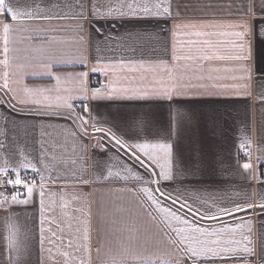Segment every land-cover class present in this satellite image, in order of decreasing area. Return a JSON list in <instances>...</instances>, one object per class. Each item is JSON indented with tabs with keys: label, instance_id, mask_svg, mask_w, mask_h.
I'll return each mask as SVG.
<instances>
[{
	"label": "crops",
	"instance_id": "obj_1",
	"mask_svg": "<svg viewBox=\"0 0 264 264\" xmlns=\"http://www.w3.org/2000/svg\"><path fill=\"white\" fill-rule=\"evenodd\" d=\"M50 2L57 5L56 8L50 9L53 14L63 13L71 16L73 12L79 11L78 8L71 7L77 0H50ZM95 2L115 5L121 0H95ZM179 2L192 5L187 11L181 9L184 18L179 21L169 20L165 23L161 19L157 23L154 18L143 16H114L106 20H93L91 23L85 21L82 32L78 28L79 22L72 19L35 21L24 25L27 31H18L14 36L16 51L10 55H14L16 63L24 67L19 70L15 68L10 70V87L15 89L16 93L25 86L49 89V91L42 96L34 97L41 101L40 104H34L31 102L33 98L20 95L16 100H12L10 97L15 93L10 92L6 95L3 90H0V98L7 101L0 104V143L5 145L3 149H0V165H3L4 160L7 159L9 165L15 167L21 160L20 153L23 152L27 160L35 164L39 171L21 168L20 172L34 173L37 183L40 182L41 174L46 180L49 175L53 179L62 177L55 183L51 181L46 183L45 187L51 190V195H46L45 204L54 209V218L58 222L63 219L59 206L61 195L68 202L67 211L70 216L75 215L83 219L80 213L74 212L77 208L83 209L89 214L88 219L92 227L98 230V235L96 232L92 234L94 241L103 243L111 239L112 227L119 226L121 221L129 219L130 213L132 216H139L137 223L143 224L142 213L139 212L133 198L119 190L125 188L135 190L145 185L131 182V177L127 183L115 175L109 181L97 179L101 174L107 175L109 167H112L114 173L119 171L121 176L125 175L121 167L124 161L114 158L115 150L101 153L99 148L92 147L98 139H103L104 144L108 145L106 137L84 136L74 141L69 133L79 131V121L69 119L68 115L49 114L68 113L69 110L49 108L48 104L54 105L57 95L70 97L72 113L76 116H84L89 121L87 129L89 133L92 132V117L102 121L106 117L110 119L111 113L119 112L124 116L125 122L114 128L118 135L124 134L126 137L140 135L165 142L164 138L168 135L166 120L168 105L166 103L159 105L155 102L142 103L118 99L93 102L90 94L92 89L108 85L110 78L117 88L142 87L139 79H130L133 76L139 77V72L128 73L118 66L115 72L106 71L103 70L104 66L116 65V62L120 60H148L157 57L165 58L166 55L170 58L173 43L171 29L176 23L192 22L197 25V29L193 30L230 31L231 29L226 27H202V25H227L238 22L239 13L242 12L241 4L248 3L249 0H179ZM48 3L49 0H44L45 5ZM124 10L127 11V9ZM97 28H101L102 31L97 33ZM161 29L164 31L161 32ZM81 35L83 41L80 40ZM205 38L178 36L176 40ZM211 39L234 40L235 37L216 36ZM249 39L252 41V52L246 61V66L252 70L253 78L264 76V41L252 36ZM2 47L3 43L0 40V60L3 59ZM49 63L53 65L50 72L44 67ZM238 63L245 62H213L211 66L231 67ZM5 70L4 66L0 65V84H3L2 74ZM81 72L87 73L82 78L83 85L78 79ZM192 75L214 77L203 80L192 78L186 81L197 85L190 89V102L186 105L188 109L196 113L197 120L191 127L186 125L182 127V136L190 147L199 149L204 163L194 178L164 182L163 189L168 191L176 189L183 192L189 198V203H192L194 198L207 200L209 203L215 200L219 206L228 207L233 201L242 202L250 197L251 202L258 205L262 202L259 196L264 195V180L257 178L258 172L264 167V159L257 160L258 156H264V102L257 100L255 87L252 89L253 95L248 98L236 97L230 91L223 90L219 86L237 83L233 80L216 78L226 75L225 73L205 71ZM56 76L61 77L59 84L55 79ZM126 76L129 79H124ZM90 78H96L97 84L90 86ZM82 87L87 88L89 99H84ZM125 94L131 95V92ZM44 96L50 99L45 100ZM19 99H26L27 102L21 104ZM82 103H87V108L91 111L76 110L75 106ZM142 110H151L154 114L162 112L165 119H158L141 130L133 125L131 117ZM245 139L251 141L250 158L239 148V144ZM80 145L88 146L86 154ZM108 146L110 148V145ZM42 153L45 154L43 164L40 163ZM110 157L113 158L109 159ZM243 163H251V170L242 169L240 165ZM139 171L143 170L139 169ZM73 175L86 176L89 183L77 184ZM65 177L67 179H63ZM26 194L25 192L20 198L23 199ZM73 197H79V199H73ZM33 199L34 202H30L29 205L11 206V223L18 229L17 240L22 249L27 245L29 252L33 253L27 258L29 264H34L33 246L38 239V192L34 193ZM164 203L171 206L170 202L164 201ZM196 206L199 204L197 203ZM144 208L155 215L154 210L147 204ZM185 212L186 209L181 211V215ZM5 216V209H0V233L6 234ZM187 218L194 219L191 214H188ZM243 218H251L253 246L259 252L257 232L264 224V209L256 207L254 210L238 213L235 216L236 221ZM225 222L230 223L232 220L225 218L221 221H210L195 218V223L209 229L219 227ZM73 224L75 226V221ZM47 226L46 224L45 227ZM161 227L164 226L161 225ZM65 232L67 233V228ZM97 246L96 243L92 245L93 256ZM12 256L16 258L15 249ZM7 257L5 245L3 241H0V264L6 261ZM252 259L255 260L256 257L253 256Z\"/></svg>",
	"mask_w": 264,
	"mask_h": 264
},
{
	"label": "snow or ice",
	"instance_id": "obj_2",
	"mask_svg": "<svg viewBox=\"0 0 264 264\" xmlns=\"http://www.w3.org/2000/svg\"><path fill=\"white\" fill-rule=\"evenodd\" d=\"M56 7L57 5L51 4L50 0L47 5L44 4V0H39V2L38 0H0V40L3 43V59L0 60V65L6 69L2 74L3 84H0V90H3L6 95L10 92L15 93L10 97L12 100L22 95L26 98H33L32 103L40 104L41 101L34 97L42 96L49 91V89H34L25 86L19 93H16L15 89L10 87V70L13 68L19 70L24 67L16 63L14 55H10L16 51L14 36L18 31H27L24 25L28 22L72 19L79 22L78 28L82 32L85 21L91 23L93 20H106L114 16H143L154 18L157 23L161 19L165 23L169 20L179 21L184 18L181 9L187 11L192 5L190 3L181 4L179 0H121L115 5L100 4L95 0H77L71 7L78 8L79 11L73 12L71 16L63 13L53 14L50 9ZM241 8L242 12L239 13L238 22L227 25H202V27H226L231 29L230 31L193 30L197 29V25L192 22L174 24L171 29L173 43L170 58L166 55L165 58L157 57L148 60H120L116 62V65L104 66L103 70L106 71L115 72L118 66L128 73L139 72V77L133 76L130 79H139L142 87L117 88L110 78L108 85L91 90V101L118 99L142 103L155 102L159 105L166 103L168 105L166 117L168 135L164 138L165 142L140 135L134 137L118 135L114 128L125 122L124 116L119 112L111 113L110 119L106 117L102 121L92 117V132L89 133L87 130L89 121L84 116H76L72 113L70 97L57 95L56 103L48 104L49 108L69 110L68 113L49 114L68 115L69 119L79 121V131L69 133L74 141L84 136L106 137L110 148L104 144L103 139H98L92 147L99 148L101 153L115 150L114 158L124 161L121 167L125 175L121 176L119 171L114 173L112 167H109L107 175L101 174L97 179L109 181L115 175L125 183L129 182V177H131V182L145 185L135 190L131 188L119 190L133 198L139 212L142 213L143 224L137 223L139 216H132L130 213L129 219L121 221L119 226L112 227L111 239L103 243L94 241L92 234L96 232L98 235V230L90 224L89 214L77 208L74 212L80 213L84 218L70 216L67 211L69 205L63 195L60 197L59 205L63 219L58 222L54 218V209L45 204L46 195H51V190L46 189L45 185L48 181L55 183L62 177L53 179L49 175L46 180L41 174L39 183L35 179L29 181L27 176L22 177L21 168L39 170L21 152V160L15 167L10 166L7 159L4 160L3 165H0V187L13 186L15 189L16 186L23 185L27 193L21 199V193L17 190H12L10 197L0 192V209H5L7 222L6 234L0 233V241H3L5 250L8 252L7 260L2 264H29L27 258L33 253L29 252L27 245L22 249L17 240L18 229L11 223V206L29 205L30 202H34L36 192L39 194V228L38 239L33 246L34 264H264V224L257 232L259 246V252H257L256 247L253 246L251 218L235 220L238 213L254 210L256 207L264 209V195L259 196L262 202L258 205L253 204L249 197L242 202L233 201L230 206L222 207L215 200L209 203L207 200L194 198L193 202L189 203V198L183 192L176 189L172 191L163 189L164 182L194 178L204 163L199 149L190 147L182 136V127L185 125L191 127L197 120L196 113L186 107L190 102V89L197 85L186 81L192 78L203 80L214 77L211 75L193 76L192 74L205 71L225 73L226 75L216 78L233 80L237 83L219 86L223 90L230 91L236 97L248 98L253 95L252 89L255 87L257 100L264 102V76L253 78L252 70L246 66V61L252 52V41L249 37H258L264 41V0H249L248 3H242ZM101 31V28H97V33ZM163 31L164 29H161V32ZM178 36L206 38L184 41L176 40ZM216 36L235 37V39H211ZM80 40L83 41L82 35ZM213 62L245 63L229 67L211 66ZM52 66L50 63L44 65L49 72ZM233 73L240 74L228 75ZM86 75L87 73L84 72L79 73L78 79L81 85H83L82 78ZM55 79L59 84L61 77L56 76ZM124 79H129V77L126 76ZM199 87H204V85H199ZM81 91L85 94L84 99H89L87 88L82 87ZM128 92H131V95L125 94ZM44 99L49 100L50 98L44 96ZM6 102L0 98V104ZM26 102V99H19L21 104ZM84 111L90 112L91 110L85 106ZM131 119L133 125L142 130L150 123L158 119L163 120L165 117L162 112L154 114L151 110H142L134 113ZM98 124L101 126L98 127ZM80 146L86 154L88 146ZM250 146L251 141L248 139L239 144V148L249 158L251 157ZM4 147L5 145L0 143V149ZM44 155V153L41 154L40 163L42 164ZM125 157L127 159H124ZM262 159L264 156L257 158L258 161ZM240 167L245 171H250L252 165L243 163ZM12 172L16 173L14 179L11 178ZM73 179L77 184L87 185L89 183L86 176L73 175ZM73 199H79V197H73ZM164 201L170 202L171 206H167ZM197 203L199 206H196ZM145 204L154 210L155 215L145 210ZM185 209V214L181 215V211ZM188 214H191L194 219L189 220ZM195 218L210 221L229 218L232 222H225L219 227L209 229L195 223ZM73 221H75V226ZM46 224L47 227H45ZM161 225L164 227L162 228ZM65 228H67V233ZM94 243L98 245L95 248V256H93L92 247ZM14 249L15 259L12 256ZM253 256L256 257L255 260L252 259Z\"/></svg>",
	"mask_w": 264,
	"mask_h": 264
},
{
	"label": "built area",
	"instance_id": "obj_3",
	"mask_svg": "<svg viewBox=\"0 0 264 264\" xmlns=\"http://www.w3.org/2000/svg\"><path fill=\"white\" fill-rule=\"evenodd\" d=\"M89 84L91 85H96L97 84V79L96 78H90L89 80ZM85 106L87 107V103L84 104H77L75 106L76 110H80V111H84ZM21 176H27L28 180L31 181L32 179H35L37 181L36 175L34 173L31 172H20ZM264 167L258 172L257 178L264 180ZM16 173L12 172L11 173V178H15ZM12 190H17L22 194H24L26 192V189L23 187V185L20 186H16L15 189H13V186H8V187H0V192H4L5 194H7L9 197L11 196V192Z\"/></svg>",
	"mask_w": 264,
	"mask_h": 264
}]
</instances>
